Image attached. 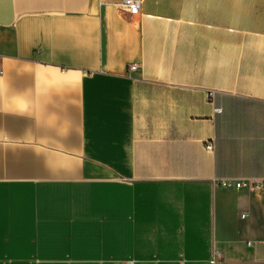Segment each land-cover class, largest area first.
I'll return each instance as SVG.
<instances>
[{
	"label": "crops",
	"instance_id": "0c3cea01",
	"mask_svg": "<svg viewBox=\"0 0 264 264\" xmlns=\"http://www.w3.org/2000/svg\"><path fill=\"white\" fill-rule=\"evenodd\" d=\"M141 1L0 0V264H264V0Z\"/></svg>",
	"mask_w": 264,
	"mask_h": 264
},
{
	"label": "built area",
	"instance_id": "2783aa9c",
	"mask_svg": "<svg viewBox=\"0 0 264 264\" xmlns=\"http://www.w3.org/2000/svg\"><path fill=\"white\" fill-rule=\"evenodd\" d=\"M141 0H122L119 7L120 9L128 15H136L139 13L141 8ZM136 65H131L130 70H135ZM3 71L0 69V75ZM220 111V109H217ZM207 148L210 149V144L207 145ZM216 186H219L224 189H234L236 191H257L264 198V179H255V178H233V179H217L214 181ZM219 256V253L216 254ZM215 257L213 258V262Z\"/></svg>",
	"mask_w": 264,
	"mask_h": 264
}]
</instances>
